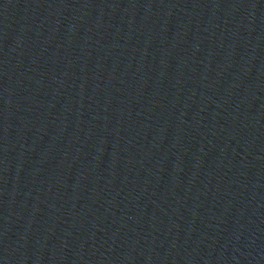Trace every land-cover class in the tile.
<instances>
[{
    "label": "water",
    "instance_id": "obj_1",
    "mask_svg": "<svg viewBox=\"0 0 264 264\" xmlns=\"http://www.w3.org/2000/svg\"><path fill=\"white\" fill-rule=\"evenodd\" d=\"M0 264H264V0H0Z\"/></svg>",
    "mask_w": 264,
    "mask_h": 264
}]
</instances>
